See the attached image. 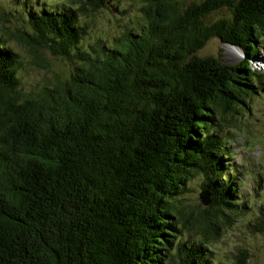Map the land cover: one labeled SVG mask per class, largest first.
<instances>
[{"label": "trees", "instance_id": "16d2710c", "mask_svg": "<svg viewBox=\"0 0 264 264\" xmlns=\"http://www.w3.org/2000/svg\"><path fill=\"white\" fill-rule=\"evenodd\" d=\"M42 1L0 36V264H211L210 236L247 207L220 122L264 91L251 66L264 0H144L136 27L86 49L82 19L110 0ZM213 39L245 60L199 57ZM12 42L68 75L24 91ZM197 177L204 208L184 203ZM188 225L201 239L182 236Z\"/></svg>", "mask_w": 264, "mask_h": 264}, {"label": "rangeland", "instance_id": "374dc122", "mask_svg": "<svg viewBox=\"0 0 264 264\" xmlns=\"http://www.w3.org/2000/svg\"><path fill=\"white\" fill-rule=\"evenodd\" d=\"M25 1L0 0V36L5 37L7 32L25 25L24 15L21 14ZM143 1L110 0L108 8L82 19L90 29L82 47L86 49L88 44H94L98 38L108 43L126 29L136 27L141 21ZM33 2L36 0H30L29 5ZM228 16L226 11H221L212 15L210 21ZM11 46L22 58L18 76L24 91H36L52 85L57 77L68 75L66 62L46 54V61L36 63L23 47L13 42ZM257 47L258 52L251 60V66L253 71L264 77V40L259 41ZM197 55L201 58L215 57L230 65L240 64L246 58L239 48L223 44L218 39L211 40ZM46 64L47 67H43ZM260 91L258 88V97L249 101V111L243 108L238 115L220 122V132L227 137L226 145L231 156L226 161L230 164L233 176L238 177L234 185L239 200L247 202V207L242 214L227 212L225 220L219 223L217 235L210 236L209 251L213 254L211 264H264V233L254 232L251 226L259 216L258 209L264 207V91ZM201 182L202 179L197 177L189 183V190L184 196V203L189 207L199 204L204 208L199 198L203 192ZM201 233L198 228L189 225L182 229V236L193 241L201 239Z\"/></svg>", "mask_w": 264, "mask_h": 264}, {"label": "water", "instance_id": "95a60500", "mask_svg": "<svg viewBox=\"0 0 264 264\" xmlns=\"http://www.w3.org/2000/svg\"><path fill=\"white\" fill-rule=\"evenodd\" d=\"M199 198L201 200V203L205 206H209L211 204L210 194H208L207 192H202Z\"/></svg>", "mask_w": 264, "mask_h": 264}, {"label": "bare ground", "instance_id": "6f19581e", "mask_svg": "<svg viewBox=\"0 0 264 264\" xmlns=\"http://www.w3.org/2000/svg\"><path fill=\"white\" fill-rule=\"evenodd\" d=\"M237 56V55H236Z\"/></svg>", "mask_w": 264, "mask_h": 264}]
</instances>
